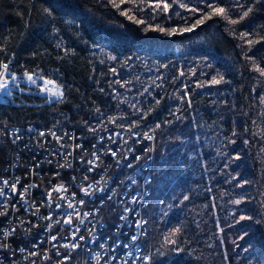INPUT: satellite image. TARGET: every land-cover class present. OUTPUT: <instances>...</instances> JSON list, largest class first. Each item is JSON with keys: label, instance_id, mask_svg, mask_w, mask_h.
<instances>
[{"label": "trees", "instance_id": "obj_1", "mask_svg": "<svg viewBox=\"0 0 264 264\" xmlns=\"http://www.w3.org/2000/svg\"><path fill=\"white\" fill-rule=\"evenodd\" d=\"M189 1L188 8L211 11L204 0ZM239 2L253 9L239 23L213 15L197 24L204 12L184 9L168 18L155 8V0H0V61H11L10 72L19 77L35 72L64 86L61 102L48 100L27 82L21 83L23 92L10 87L11 94L0 99V122L83 131L89 126L97 131L150 128L159 134L143 237L152 264H264V76L254 70L256 65L264 69V2ZM213 4L224 7L231 19H239L244 10L235 7L236 0ZM188 28L192 30L181 31ZM243 33L250 35L241 38ZM249 39L258 42L248 44ZM162 45L172 46L155 53L163 60L181 45L194 57L211 58L221 71L217 77L224 79L205 90L225 88L230 95L219 104L204 90L192 95L194 104L176 103L171 100L176 85L169 83L147 102L133 99L135 107H122L121 92L115 94L117 88L109 83L117 75L109 69H120L137 51L141 57L146 49L160 51ZM172 70L175 78L181 72L178 65ZM196 106L199 113L192 112ZM199 121L207 123L200 131L205 135L210 130L219 138L220 133L211 147L222 158L220 177L201 173V152H206L197 140ZM158 123L160 128L155 127ZM231 199L242 200L233 211L227 208ZM242 215L251 219L237 223ZM179 221L181 232L170 236ZM166 238L176 239L177 245Z\"/></svg>", "mask_w": 264, "mask_h": 264}, {"label": "built area", "instance_id": "obj_2", "mask_svg": "<svg viewBox=\"0 0 264 264\" xmlns=\"http://www.w3.org/2000/svg\"><path fill=\"white\" fill-rule=\"evenodd\" d=\"M41 84L37 85L38 89ZM42 94L47 97L46 93ZM30 127L35 132H29ZM52 127L0 122V188H4L7 194V198L0 197V213L7 209L6 215H0V244L7 245L0 247V264H123L124 260H128V264H142L134 257L150 255L143 245L145 235H141L133 245V248H141V252H134V257L125 255L127 250L123 243L132 244L129 237L137 231H143L135 229V220H147L145 208L151 194L159 134L150 128L130 131L127 128H115L92 133L74 126L55 127L53 130L58 135L67 132L75 137L74 140L65 137L61 143L66 147L60 148L51 137H48L51 143H47L36 135L40 130L47 131ZM17 130L21 139L14 143ZM115 133H119V136H115ZM145 133L153 139H147ZM101 136L104 137L102 142ZM109 136H113L115 142ZM76 144L82 145V148L75 149ZM109 149L116 151L117 156H111ZM53 151L72 152V155L65 158L59 154L52 155ZM93 152L99 159L92 155ZM88 160L93 161L94 170L91 172L86 171L91 167L87 164ZM32 162H36L39 167L32 165ZM85 176L88 179H84ZM17 178L19 183L13 195L11 184L16 183ZM4 180L9 181V184L4 185ZM59 185H63L67 191L53 192L55 203L51 207L42 204L46 192ZM26 186H29L28 191L25 200L21 201L19 193ZM82 188L87 189L90 195H85ZM80 199L85 204H79ZM69 202L73 203V209L67 208ZM55 204L62 207L58 209ZM125 208L134 209L139 215L126 213ZM85 212L90 215L85 216ZM68 213H72L71 225L64 223ZM121 215L127 219L120 220ZM49 216L51 219L45 218ZM143 228L148 230L147 223ZM5 232L10 235L5 237ZM73 233L77 237L75 241L71 240ZM52 235L57 236V241H51ZM81 236L85 239L79 240ZM72 243H78L80 247L74 250L70 246H61ZM100 245L105 247L101 248ZM112 257L117 259L113 260Z\"/></svg>", "mask_w": 264, "mask_h": 264}, {"label": "rangeland", "instance_id": "obj_3", "mask_svg": "<svg viewBox=\"0 0 264 264\" xmlns=\"http://www.w3.org/2000/svg\"><path fill=\"white\" fill-rule=\"evenodd\" d=\"M167 2L169 3L170 7L166 12V14L168 18H170L171 15L176 16L177 13H181V11L185 9L179 6L181 3L187 5L190 1L175 0L174 2V0H171ZM152 3L154 2H149L148 5H151ZM178 8H180L181 10H178ZM189 13L192 14V11H190ZM161 47H160V51H156L155 48L146 49L144 51L145 55L141 57L140 55H138L139 52L137 51L134 60L128 59L125 60L124 64H122L121 66L119 65L120 69L117 70L118 75L112 76L111 81H113V83H111V86L113 87L115 86L117 88L115 94L121 92L122 95L118 98L120 102H122L121 103L122 107H126L127 109L133 108L132 105L136 103L135 100L142 101L144 99V101L147 102L149 98L154 97L155 93L157 94L162 91L161 90L162 84L168 85L169 83H174L176 85L175 90L172 92V98H171L172 102H176V103L183 102L180 99L182 95L187 94V96L191 100L193 94L195 93L201 94L202 92H204L207 86L211 88L212 86L220 85V84L209 85L208 83L212 77H216L217 79H219L217 76L221 74V71L219 70V67L216 65V63L211 62V58L197 57V56H195L196 57L195 58L194 56L191 55V52L188 51L186 46L181 45L175 47V50L173 51L174 55L171 54L170 58L163 60L161 59L162 58L161 56L158 57L155 55V53L162 51L163 52L169 51L170 49H172L171 48L172 46L162 45ZM177 65L179 67V70L181 69V72H183L184 75H181L180 72L175 78V76L173 77L174 71L172 69H174V67H176ZM116 80H120L122 84L125 81H127L128 83L124 84V86L121 87L120 84L114 83V81ZM21 81L23 82V78H21ZM197 84H202L204 86L197 87ZM205 91L207 93H210L214 97L218 98L219 104L223 103L226 97L230 95V89H225V88L218 89L217 87L216 89L214 88L213 90L209 89ZM126 101L128 102V104L125 103ZM192 112L199 113V111L197 110V106L192 108ZM220 112H223V110H220ZM206 125L207 123H205L204 121L202 122L199 121V125L195 126V130L198 133L197 140L198 142L201 143V145H203V150L206 152V154H203L201 152V158H200V160H202L201 173L206 174L207 176L215 175L220 177L222 173L220 166L222 158L221 157L217 158V155L216 154L214 155V151L211 149V147L214 144L213 139L217 138V141H215L216 143L221 139V136L220 133H218L219 135L218 138L217 134L215 132H211L210 130H207L209 133L208 135H205L206 133L205 131L200 132L202 128ZM213 178L212 180L209 179L211 180L210 186L212 187L214 186V183H212ZM233 201L234 200L231 199V202H229V204L227 205V208L231 209L232 211L235 209L233 208L234 205ZM221 204L222 206H224V202H222ZM168 209H171V206H168ZM210 218H211V213L208 212V215L206 216L205 220L207 221ZM182 222L183 221H179L176 227L180 226ZM220 228H222L221 225L218 226V234L221 233L219 232ZM218 237H222V234L218 235Z\"/></svg>", "mask_w": 264, "mask_h": 264}, {"label": "snow or ice", "instance_id": "obj_4", "mask_svg": "<svg viewBox=\"0 0 264 264\" xmlns=\"http://www.w3.org/2000/svg\"><path fill=\"white\" fill-rule=\"evenodd\" d=\"M174 2H175V0H174ZM204 2L206 4V7L208 9H211L210 12H206L205 9L188 8V6L186 4H183V3H181L179 6L181 8H185V9H187L189 11H192V12H197V11L204 12L205 14H204L203 18L196 21L197 24L203 23L204 19H211L213 15L224 16L226 19L229 20V23L237 24V23L240 22V20H243L245 17H247L249 15V13L252 12V10H253L251 7H246L245 5L241 4L239 2V0H236L235 7L241 8V9H244V10L242 11V14L239 16V19H231L226 14V9L224 7L214 6L213 0H204ZM255 2H264V0H255ZM117 7H119V6L117 5ZM169 7H170V5L167 2V0H155V8L156 9H162L163 11L167 12ZM122 14L127 15L128 13L125 11ZM177 15H179V13H177ZM129 19H132V17H129ZM137 23H143V21H137ZM193 27H195V25H193ZM159 30L160 31H164V29H162V28L159 29ZM191 30H192L191 28H188V29H182L181 31H191ZM171 31L175 32L176 29H172ZM249 35H250L249 33H243L241 38H244V37L249 36ZM254 42H258V41H253L251 39L247 40L248 44H252ZM58 47H59V45H58ZM2 51H3V49L0 48V52H2ZM112 59H115V58L113 57ZM248 59L251 60L252 58L248 57ZM10 63H11V61H8V62L0 61V93H3V94H11L9 92L10 86L11 87H15L16 86V81L18 79H20V77L18 75L10 72ZM254 70L257 71L261 76H264V69H262L258 65H256L254 67ZM109 71L112 72L113 75H118L117 70L114 67L110 68ZM180 74L184 75L183 72H181ZM23 76L26 79V82L30 83L31 85H37V80H41L42 84L39 86V91L41 93H46L47 94V98L49 100H51L53 102H61L63 100L64 92L62 91V88L64 86L62 84H58L56 81H54L52 79H48V78H45L43 76H39L35 72L25 71ZM223 79H224L223 76H220L219 79H217L216 77H212L211 80L208 83H209V85H218V84H220L223 81ZM9 82H11V84ZM97 83H99V81H97ZM109 83L111 84V83H113V81H110ZM114 83L120 84L121 87H123L124 84H126L128 82L125 81L122 84L120 80H116V81H114ZM203 86L204 85H202V84H197V87H203ZM19 91L23 92V91H25V89L24 88H20ZM100 91L103 92L104 89L101 88ZM145 91H147V90H145ZM180 99L184 103H186L188 105L191 104V100L187 96V94L182 95L180 97ZM156 103L160 104V100H156ZM260 103L262 105H264V96L260 97ZM132 107H135V105H132ZM172 114L174 115L175 113H172ZM262 115H264V114H262ZM176 119L179 120L180 117L177 116ZM113 123H114V121H113ZM165 123H171V121H165ZM253 123H255V121H253ZM85 124H88V122L85 121ZM155 127L156 128H160L161 125L158 123V124L155 125ZM53 129H55V125H53L52 128L47 129V131L40 130L38 133H36V135L39 138H43V142L51 143V140H54L57 144H59L60 148L66 147V145L64 143H61L65 139V137L67 139H69V140H74L75 139L74 136L69 135L67 132H64L63 134L58 135L57 131H55ZM130 130H131V128H129V131ZM28 131L29 132H35V129L30 127L28 129ZM88 131L92 132V133H95L97 131V129L95 127H93V126H89L88 127ZM144 135L149 140L153 139V137L148 135L147 133H145ZM232 135L236 136V135H238V133L233 131ZM115 136H119V133H115ZM48 137H51V140H48ZM20 139H21V136L18 134V130H17V134L15 135L13 142L15 143L17 140H20ZM103 139H104V137L101 136L100 137L101 142L103 141ZM109 139L113 140V142H115L113 136H109ZM229 142L230 143H235V140H231L230 139ZM245 143H247V141H245ZM95 147H96V145L94 144L93 148H95ZM81 148H82V145H80V144H76L75 145V149H81ZM109 152H110L111 156H113V157L117 156V152L116 151H113V150L109 149ZM58 154L59 155H63L65 158H67V156H71L72 155V152H65V153H57L55 151L52 152V155H58ZM92 155L96 156V153L93 152ZM236 158L238 159L239 157H236ZM96 159H99V156H96ZM81 160H83V157H81ZM48 162L51 163V161H48ZM87 164L90 165L91 167H88L86 169V171L87 172L93 171L94 170L93 161L92 160H88ZM36 167L38 168L39 165H36ZM56 175H59V173H56ZM72 179H73V181H75L76 178L73 177ZM84 179H88V177L85 176ZM2 183L4 185H8L9 181L4 180V181H2ZM18 183H19V178H17L16 183L11 184V190L13 192V195L16 194L17 184ZM244 183H249V182L248 181H244ZM239 186L243 187V184H240ZM28 187L29 186H26L25 189L19 193V198H20L21 201L25 200V193L28 191ZM61 190L67 191L66 188H63V185L55 186L52 190L47 191L46 192V197H45L44 200L41 201V203L42 204L46 203V204L49 205V207H51V205L55 203V201L52 199L53 192L59 193ZM81 191H83L85 195H90V193L88 192L87 189H83L82 188ZM72 195H73V197H75L76 194L73 193ZM0 197L7 198V194H6V191H5L4 188H0ZM59 199H64V197H59ZM108 199H111V197H108ZM183 200L184 201L189 200V196L188 195H184L183 196ZM135 202H136V200L134 198L133 203H135ZM233 203L236 204V205H240L242 203V200H235V201H233ZM79 204L83 205V204H85V201L83 199H80L79 200ZM55 207L59 209L62 206L60 204H55ZM142 207H143V205H142ZM13 208H15V205H13ZM67 208L68 209H73L74 208L73 203L69 202L67 204ZM124 211L126 213L127 212H132L134 215H139V213H136L135 210L131 209V208H125ZM6 214H7V209H5L4 212L0 213V215H6ZM34 214L35 213H33V215ZM77 215H79V213H77ZM84 215L88 216V215H90V213L85 212ZM67 217L68 218L64 220V223L71 225L72 224V218H71L72 217V213H68ZM45 218L46 219H51V216L45 217ZM119 219L123 221V220H126L127 217L125 215H121L119 217ZM245 219H251V217L242 215V216L239 217V220L237 221V223H239L240 220H245ZM257 222H259V221H257ZM56 223L59 224L60 221H56ZM81 223H83V221H81ZM146 223H147V220H145L143 218L134 221V225L133 226L135 227V229H137V230L143 229V231H137L136 233L132 234L129 237V239L132 242V244L123 243V247L127 250L126 253H125V255L127 257H130V258L134 257V252L135 253L141 252V248L140 247L137 246V247L133 248V245L136 244V242L138 241V239H139V237L141 235H147V230L143 228V226ZM118 228H119V226H118ZM76 231H79V229H77ZM180 232H181V228L176 227V228L172 229V231L170 233V236H175V235L179 234ZM3 235L5 237H7V236L10 235V233L5 232V233H3ZM50 239H51V241H57V236L56 235H52L50 237ZM84 239L85 238L83 236L79 237V240H84ZM71 240H73V241L77 240V237H76L75 233H73V235L71 236ZM166 240H167V243H169L171 245H174V246L177 245V243H178V241L176 239L166 238ZM53 246L55 247L56 245L54 244ZM61 246L62 247H69L70 246L74 250L78 249L80 247V245L78 243H72L71 245H61ZM119 246L120 245H117V247H119ZM0 247H7V245L6 244H0ZM100 247L103 248L105 246L104 245H100ZM176 250L180 251L179 248H176ZM20 251L23 252L24 249H20ZM30 255H36V253H30ZM57 255H60V253L57 252ZM112 259L116 260L117 258L116 257H112ZM134 259L138 260V261H141L142 264H152L153 257L151 255H143V256H135ZM123 264H128V260H124Z\"/></svg>", "mask_w": 264, "mask_h": 264}, {"label": "bare ground", "instance_id": "obj_5", "mask_svg": "<svg viewBox=\"0 0 264 264\" xmlns=\"http://www.w3.org/2000/svg\"><path fill=\"white\" fill-rule=\"evenodd\" d=\"M21 78H23V82H26V81H25L26 79H25L24 77H20V79H18V80L16 81V86H15V87H17V88H21V83H23V82L21 81ZM10 84H11V82H10ZM38 84H40V83L37 82V85H38ZM37 85H35V86L37 87ZM10 87H11V86H10ZM9 90H10V88H9ZM37 91L40 92L39 89H38V87H37ZM40 93H41V92H40ZM2 97H3V94L0 93V99H1Z\"/></svg>", "mask_w": 264, "mask_h": 264}]
</instances>
